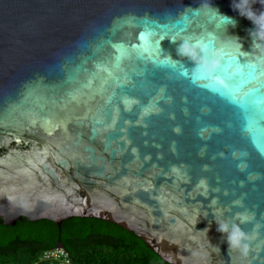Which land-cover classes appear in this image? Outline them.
Returning a JSON list of instances; mask_svg holds the SVG:
<instances>
[{
  "label": "water",
  "instance_id": "obj_1",
  "mask_svg": "<svg viewBox=\"0 0 264 264\" xmlns=\"http://www.w3.org/2000/svg\"><path fill=\"white\" fill-rule=\"evenodd\" d=\"M234 4L0 0V220L94 218L168 264H264V112L249 130L179 54L203 39L255 67L235 95L264 85V35ZM163 28L177 35L141 56L142 34ZM240 213L246 255L217 230Z\"/></svg>",
  "mask_w": 264,
  "mask_h": 264
},
{
  "label": "trees",
  "instance_id": "obj_2",
  "mask_svg": "<svg viewBox=\"0 0 264 264\" xmlns=\"http://www.w3.org/2000/svg\"><path fill=\"white\" fill-rule=\"evenodd\" d=\"M59 244L72 264H168L140 237L108 221L75 217L59 227L50 220L15 226L0 220V264H57L40 258Z\"/></svg>",
  "mask_w": 264,
  "mask_h": 264
},
{
  "label": "clouds",
  "instance_id": "obj_3",
  "mask_svg": "<svg viewBox=\"0 0 264 264\" xmlns=\"http://www.w3.org/2000/svg\"><path fill=\"white\" fill-rule=\"evenodd\" d=\"M260 3L264 5V0H242V5L234 4V8L238 9L242 16L250 19L259 29V34L264 35V12L257 13L253 9V5ZM212 7L211 5H209ZM215 12L223 21V27L226 30L229 24L235 26V21L228 16L219 13L218 9ZM257 33V30L252 33ZM179 54L190 58L197 65L196 73L200 76L211 78L216 73L217 69L222 66L224 60V50L220 46L203 40H184L179 48ZM239 223H230L228 220H218V231L225 234L229 244V252L239 251L246 255L249 251L248 241L250 237L246 233L241 224L247 222L250 217L245 213L238 214ZM215 247V246H214Z\"/></svg>",
  "mask_w": 264,
  "mask_h": 264
},
{
  "label": "snow or ice",
  "instance_id": "obj_4",
  "mask_svg": "<svg viewBox=\"0 0 264 264\" xmlns=\"http://www.w3.org/2000/svg\"><path fill=\"white\" fill-rule=\"evenodd\" d=\"M177 33L169 28H163L156 31H150L142 34L141 39L146 40L148 43L141 46L140 55L147 56L151 53L152 58H155L159 53V48H156V43L165 36L174 37ZM213 46H215L213 44ZM239 54L234 55L225 54L224 62L219 67L213 77L208 78L198 75L196 72L191 79H204L209 81L206 87L213 90H220L222 94H226L232 97V103L237 104L239 107L249 112L247 126L249 130L255 127L256 119L254 118L256 113L264 112V93H261V87L250 89L243 92L242 95H235L239 91L240 87L246 82L254 80L256 69L248 61L246 64H241L237 59ZM157 63L160 61L156 59ZM184 76L188 77V73L184 72Z\"/></svg>",
  "mask_w": 264,
  "mask_h": 264
},
{
  "label": "built area",
  "instance_id": "obj_5",
  "mask_svg": "<svg viewBox=\"0 0 264 264\" xmlns=\"http://www.w3.org/2000/svg\"><path fill=\"white\" fill-rule=\"evenodd\" d=\"M41 261H51L57 264H72L69 253L63 247L44 252Z\"/></svg>",
  "mask_w": 264,
  "mask_h": 264
}]
</instances>
